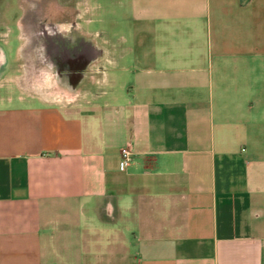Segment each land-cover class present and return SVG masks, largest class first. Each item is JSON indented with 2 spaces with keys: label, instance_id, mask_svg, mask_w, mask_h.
<instances>
[{
  "label": "crops",
  "instance_id": "obj_1",
  "mask_svg": "<svg viewBox=\"0 0 264 264\" xmlns=\"http://www.w3.org/2000/svg\"><path fill=\"white\" fill-rule=\"evenodd\" d=\"M123 1L118 48L66 53L107 98L0 95V264H264V1Z\"/></svg>",
  "mask_w": 264,
  "mask_h": 264
},
{
  "label": "rangeland",
  "instance_id": "obj_2",
  "mask_svg": "<svg viewBox=\"0 0 264 264\" xmlns=\"http://www.w3.org/2000/svg\"><path fill=\"white\" fill-rule=\"evenodd\" d=\"M36 1L42 4V16L62 31L64 41H67L70 46L83 43L85 45L90 44L92 47L98 45L104 48H118L119 35L130 29V24H126L127 8L125 4L120 5L119 0H90L89 7L91 11L88 14H83L77 21L78 24L73 22L72 5L75 0ZM5 2L4 6H0V46L7 48L10 60L15 63L11 71H0V95L9 94L8 82L17 83L20 77V80L27 81L30 88L27 90L28 93L42 94L48 97L57 95L74 96L75 103L84 102L85 106H88L90 101L93 102L99 99L104 90L106 91L104 98L108 97L109 91L99 87L101 77L96 72L84 71L83 73V71L78 70L71 72L66 68L59 70L55 65L52 68L47 65L40 68V65L36 64V59L29 53H27V71L24 73L22 67L19 69L18 63H16L19 60L15 61V49L19 46L17 40L19 27L17 23L21 20L19 22L22 35L26 37L23 31L26 24L23 25L22 20H30V16L33 14L31 11L34 8L36 9L38 4L35 3V0H5ZM28 6L31 9H28ZM262 14L264 15V12ZM157 28L161 29L162 27L157 26ZM262 28H264V24H262ZM49 30L53 31L50 27ZM22 45L24 43L21 41L20 46ZM20 63L22 66V61ZM92 65L93 63H91ZM107 67L109 69L107 74L110 79L118 84V81L121 80L118 78V73L112 70L111 66L108 65ZM83 75L86 78L83 79ZM72 86H76L74 91H72ZM82 86H85V91ZM80 90L82 91L81 94L78 93ZM95 226L98 228V224Z\"/></svg>",
  "mask_w": 264,
  "mask_h": 264
},
{
  "label": "flooded vegetation",
  "instance_id": "obj_3",
  "mask_svg": "<svg viewBox=\"0 0 264 264\" xmlns=\"http://www.w3.org/2000/svg\"><path fill=\"white\" fill-rule=\"evenodd\" d=\"M35 3H37L36 0ZM37 4L38 6L36 9L34 8V10L31 11L33 14L30 16V20H22L23 25L26 24V27L23 28L26 35L24 38L25 50L36 54L34 58L36 59V64L38 63L40 67L43 65H55L58 69L63 67L66 68L68 67V56L66 53L72 51V49H75V51L83 49L82 44L70 46L67 41H64V34L62 31L42 16L41 3L38 2ZM27 8L31 9L30 6ZM49 27L53 29V31L49 30ZM46 33L50 34L52 40L51 46H47V42H42L43 37H48ZM40 35L41 38L39 37Z\"/></svg>",
  "mask_w": 264,
  "mask_h": 264
},
{
  "label": "built area",
  "instance_id": "obj_4",
  "mask_svg": "<svg viewBox=\"0 0 264 264\" xmlns=\"http://www.w3.org/2000/svg\"><path fill=\"white\" fill-rule=\"evenodd\" d=\"M132 158V154L130 152V148L128 146L123 147L120 150V160H121V168L124 170L127 168L129 161Z\"/></svg>",
  "mask_w": 264,
  "mask_h": 264
},
{
  "label": "bare ground",
  "instance_id": "obj_5",
  "mask_svg": "<svg viewBox=\"0 0 264 264\" xmlns=\"http://www.w3.org/2000/svg\"><path fill=\"white\" fill-rule=\"evenodd\" d=\"M46 35L48 36L47 38L46 37H43V40H42V42L43 43H45V42H47V46H51L52 44V40H51V38H50V34L49 33H46ZM42 36H44V35H42ZM40 38H41V35L39 36ZM79 45V44H78ZM65 63V62H64ZM68 63V62H67Z\"/></svg>",
  "mask_w": 264,
  "mask_h": 264
},
{
  "label": "trees",
  "instance_id": "obj_6",
  "mask_svg": "<svg viewBox=\"0 0 264 264\" xmlns=\"http://www.w3.org/2000/svg\"><path fill=\"white\" fill-rule=\"evenodd\" d=\"M3 1L0 2V5H2Z\"/></svg>",
  "mask_w": 264,
  "mask_h": 264
}]
</instances>
